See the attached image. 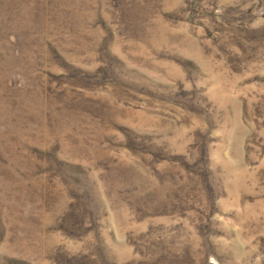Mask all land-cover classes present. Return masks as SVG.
<instances>
[{"label":"rangeland","instance_id":"obj_1","mask_svg":"<svg viewBox=\"0 0 264 264\" xmlns=\"http://www.w3.org/2000/svg\"><path fill=\"white\" fill-rule=\"evenodd\" d=\"M0 264H264V0H0Z\"/></svg>","mask_w":264,"mask_h":264}]
</instances>
